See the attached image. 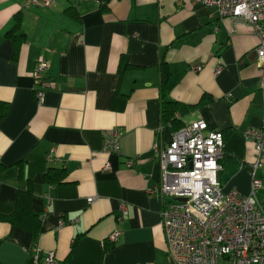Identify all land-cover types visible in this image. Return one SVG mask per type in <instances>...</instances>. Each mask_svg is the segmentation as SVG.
Returning <instances> with one entry per match:
<instances>
[{
  "label": "crops",
  "instance_id": "0c3cea01",
  "mask_svg": "<svg viewBox=\"0 0 264 264\" xmlns=\"http://www.w3.org/2000/svg\"><path fill=\"white\" fill-rule=\"evenodd\" d=\"M17 19L15 46L7 32ZM258 42L248 22L192 0H0V214L13 213L26 190L31 211L19 224L0 221V264L50 251L54 264H177L149 192L159 180L153 146L203 120L224 136L223 191L249 193L255 148L244 132L264 128ZM40 59L42 103L32 77ZM162 65L172 123L161 117ZM113 128L119 152L107 153L103 135ZM50 169L64 179L45 180ZM256 177L264 209V167Z\"/></svg>",
  "mask_w": 264,
  "mask_h": 264
},
{
  "label": "built area",
  "instance_id": "2783aa9c",
  "mask_svg": "<svg viewBox=\"0 0 264 264\" xmlns=\"http://www.w3.org/2000/svg\"><path fill=\"white\" fill-rule=\"evenodd\" d=\"M55 0H28L30 4L53 5ZM214 6L220 16L248 22L258 34L255 48L259 71V89L264 94V0H192ZM47 64L38 60L32 73L33 92L42 103ZM199 69V67H196ZM119 130L104 132L102 149L119 152ZM244 138L251 139L255 160L249 165L251 189L247 194L237 189L224 192L219 180L220 160L224 155L221 131L207 130L203 120L192 122L171 134L162 146L153 150L159 166V180L150 193L160 199V217L169 254L177 264H264V209L257 197L261 181L256 177L264 167V128H250ZM105 170L110 169L107 162ZM94 198H88L91 202ZM184 200V201H182ZM119 220L127 214L125 203L119 206ZM118 232L111 234L115 241ZM54 252L32 264H54Z\"/></svg>",
  "mask_w": 264,
  "mask_h": 264
},
{
  "label": "trees",
  "instance_id": "16d2710c",
  "mask_svg": "<svg viewBox=\"0 0 264 264\" xmlns=\"http://www.w3.org/2000/svg\"><path fill=\"white\" fill-rule=\"evenodd\" d=\"M101 2L106 3L107 0H100ZM71 11V10H68ZM18 19L16 26L10 31L7 32V35L11 37L12 41L14 42V45L17 46V43H22L23 42V35L20 33H16L15 31L18 29ZM167 77L168 73L165 69V67L162 65L161 67V83H160V88H161V97H162V102H161V117L163 121H168V122H174V111H175V102L172 100H166L164 99V94L167 89ZM7 111V104L0 102V120L2 117L5 115ZM179 128H176L178 130ZM225 155V152H224ZM223 155V158H224ZM223 158L220 160V164L223 161ZM2 169V166L0 164V170ZM55 172V173H54ZM54 172H52V169H50L47 173H45L44 178L45 180L49 182H56L59 183L61 182L64 178V171L62 169L56 170L54 169ZM29 197L30 193L28 190L20 194V197H18L19 203L17 204V209L9 214V215H1L0 214V221H7L9 223H16L19 224V221L27 215H31V211L29 210Z\"/></svg>",
  "mask_w": 264,
  "mask_h": 264
},
{
  "label": "water",
  "instance_id": "95a60500",
  "mask_svg": "<svg viewBox=\"0 0 264 264\" xmlns=\"http://www.w3.org/2000/svg\"><path fill=\"white\" fill-rule=\"evenodd\" d=\"M182 201H184V200H182Z\"/></svg>",
  "mask_w": 264,
  "mask_h": 264
}]
</instances>
